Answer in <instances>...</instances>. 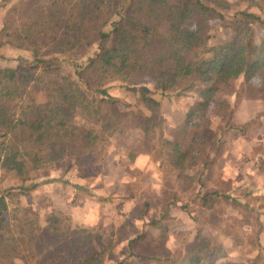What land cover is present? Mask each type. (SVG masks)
I'll return each instance as SVG.
<instances>
[{
    "label": "rangeland",
    "instance_id": "374dc122",
    "mask_svg": "<svg viewBox=\"0 0 264 264\" xmlns=\"http://www.w3.org/2000/svg\"><path fill=\"white\" fill-rule=\"evenodd\" d=\"M56 1L0 0V32L6 25L11 33L14 29L36 25L39 17L50 16ZM202 1L209 8L206 18L210 46L232 38L243 20L242 12L261 18L262 21L253 24L252 30L255 40L264 38V9L244 0ZM222 2L228 8H224ZM255 2L264 7V0ZM195 26L196 23L191 25ZM56 29L60 31L59 27ZM106 30L112 28L107 26ZM8 39L1 34L0 44ZM97 51L94 45L86 52L80 50L78 55L68 54L67 57L72 63L86 65V60ZM25 56L27 53L23 50L0 46V69L24 66ZM75 70L67 62L61 71L76 79ZM262 80L263 74H258L249 84L241 76L222 85L208 109L194 120L199 126L183 124V128L174 127V111L183 109L184 122L188 123L189 111L200 99L198 87L167 94L153 92L151 96L160 104L158 126H153L147 120L154 114V108L142 98L144 87L156 90L153 82L147 80L138 86L110 82L108 92L118 99V108L136 115L130 123L122 125L125 133L104 142L102 157L105 153L106 164L101 163L102 157L94 166L66 158L42 169L37 180L39 185L31 193L22 195L16 191L7 195L0 203V252L14 241L26 251L20 221L22 212L28 210L45 227L49 215L58 211L70 217L73 229L75 226L98 229L102 242L112 246L104 264H174L178 253L184 254L189 244L198 245L202 240L208 243L210 252L217 255V264H264ZM36 97L39 102L45 101L41 92H37ZM79 113L76 112L74 126L94 127L100 131L98 117ZM250 117L252 121L245 123ZM174 142L188 152L182 172L174 165L178 156ZM142 153L152 163L143 170L131 164ZM110 158L118 164L112 176L116 177L119 172L125 178L124 184L120 176L112 179L109 176ZM30 183L33 182L27 185ZM22 185L15 174L0 169L1 191ZM152 221L157 224L152 225ZM140 235L143 239L138 242L136 252L144 256L155 252L161 261L129 257V240ZM0 264L25 262L21 259L6 261L0 255Z\"/></svg>",
    "mask_w": 264,
    "mask_h": 264
},
{
    "label": "trees",
    "instance_id": "16d2710c",
    "mask_svg": "<svg viewBox=\"0 0 264 264\" xmlns=\"http://www.w3.org/2000/svg\"><path fill=\"white\" fill-rule=\"evenodd\" d=\"M244 1L264 9L255 0ZM52 6L50 16L39 17L36 25L12 33L6 25L0 32L9 38L0 46L27 53L24 66L0 69V169L15 174L23 184L0 190V203L13 192L27 195L34 191L42 169L66 158L89 166L100 163L104 142L125 133L122 125L136 115L118 108V99L108 92L110 82L125 86L153 82L155 91L142 89L143 100L154 108L147 120L153 126H158L160 107L151 96L153 92L167 94L198 87L200 99L190 109L187 123L188 127H198L194 120L208 109L222 85L241 76L251 84L263 74L264 87V38L255 40L252 30L253 24L262 20L252 13L242 12L243 20L230 40L210 46L209 8L202 0H58ZM61 11L67 14L54 13ZM107 26L112 30L107 31ZM94 45L98 51L86 65L72 63L67 57ZM67 62L76 69V79L61 71ZM37 92L45 101H38ZM77 111L98 117L100 131L74 126ZM172 145L178 153L174 165L183 171L188 152L176 142ZM101 163L106 164L105 153ZM22 213L27 249L24 252L14 241L0 252L6 261L105 263L112 246L102 242L98 229H73L70 217L58 211H53L42 227L28 210ZM142 239L140 235L129 241V257L161 261L155 252L148 256L136 252ZM209 249L205 240L198 245L191 243L184 254L178 253L174 264H217V255Z\"/></svg>",
    "mask_w": 264,
    "mask_h": 264
},
{
    "label": "crops",
    "instance_id": "0c3cea01",
    "mask_svg": "<svg viewBox=\"0 0 264 264\" xmlns=\"http://www.w3.org/2000/svg\"><path fill=\"white\" fill-rule=\"evenodd\" d=\"M183 109H178V110H176V111H174V127H177V128H183V124H184V126H187L186 125V121L184 122V120H185V115L183 114V112L184 111H182ZM247 110V109H246ZM182 111V112H181ZM246 115H247V113H246ZM186 116L188 117V113L186 114ZM252 118L253 117H250V118H248L249 120H246L245 121V123H249V122H251L252 121ZM251 120V121H250ZM137 158V157H136ZM136 158L134 159V161L131 163L133 166H134V168H137V169H141V170H143V169H145L146 167H149L152 163H151V161L149 160V159H146V157H145V154L144 153H142V154H140V156L137 158V160H136ZM124 161H125V159H124ZM109 166L111 167V171L109 172V176L111 177V179L112 178H116L117 176H120V178L119 179H122V184H124V176L123 177H121V175L122 174H119V172L117 173V176L116 177H113L112 175L114 174V172H115V167L117 168V162L114 160V159H109ZM184 167V166H183ZM185 168H186V166H185ZM177 169V168H176ZM177 170H180V169H177ZM184 170V169H183ZM154 172H157V170L155 169V171ZM180 172H182L181 170H180ZM226 172V171H225ZM258 173V172H257ZM227 174L228 173H226V175H224V176H227ZM252 174H256L255 172H253L252 171ZM229 176H231V175H229ZM255 176H258V174H256ZM130 240H132V239H130ZM129 240V241H130ZM130 255V254H129Z\"/></svg>",
    "mask_w": 264,
    "mask_h": 264
}]
</instances>
